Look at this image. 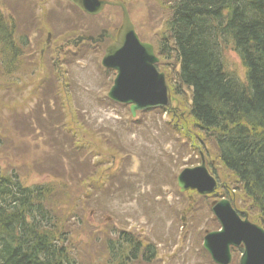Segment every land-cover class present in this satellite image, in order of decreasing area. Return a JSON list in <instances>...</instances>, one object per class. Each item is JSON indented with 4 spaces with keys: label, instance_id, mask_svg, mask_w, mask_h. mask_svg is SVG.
I'll list each match as a JSON object with an SVG mask.
<instances>
[{
    "label": "rangeland",
    "instance_id": "374dc122",
    "mask_svg": "<svg viewBox=\"0 0 264 264\" xmlns=\"http://www.w3.org/2000/svg\"><path fill=\"white\" fill-rule=\"evenodd\" d=\"M122 1L139 37L157 50L165 31L166 0ZM0 10L18 24L15 39H21L23 29L32 30L27 34L32 54L40 51L47 32L52 31L53 43L44 57L34 54L28 65L15 61L8 70L0 63L1 173H16L28 187H51L48 205H55L58 222L86 210L81 226H72L73 242L86 244L78 257L82 264L104 262L105 242L121 230L155 244L151 264H212L201 247L204 232L218 229L210 212L211 198L180 192L176 180L202 158L222 186L231 185L216 159L215 143L196 135L187 116L185 128L175 130L179 122L165 111L136 112L132 117L127 105L111 102L107 91L115 73L100 64L107 36L101 44L73 40L96 38L103 29L113 31L121 21L119 9L107 7L89 16L65 0H0ZM17 48L15 60L24 57L26 49L20 53L18 44ZM222 53L227 70L243 81L244 68L231 45ZM56 57L60 63L51 74ZM158 57V69L166 78L178 69L173 54ZM32 99L42 112L36 118L29 114ZM176 106L185 113L182 105ZM49 123L56 128L51 137L45 131ZM237 204L248 212L241 199ZM139 260L142 263L133 264H147ZM232 261L237 264V254Z\"/></svg>",
    "mask_w": 264,
    "mask_h": 264
},
{
    "label": "trees",
    "instance_id": "16d2710c",
    "mask_svg": "<svg viewBox=\"0 0 264 264\" xmlns=\"http://www.w3.org/2000/svg\"><path fill=\"white\" fill-rule=\"evenodd\" d=\"M162 6L165 31L156 52L164 59L173 54L178 64L166 78L171 93L193 119L196 135L215 143L223 176L232 180L223 195L237 209L241 199L249 218L264 228V0H166ZM0 24V63L11 70L30 51L22 52L27 44L16 42L13 22L1 11ZM17 44L24 57L15 60ZM228 45L244 68L243 81L225 66L222 51ZM36 99L32 118L42 115ZM185 115L176 118L182 127L175 130L185 128ZM51 125L45 130L50 137L56 129ZM189 140L195 142L194 136ZM51 190L25 186L16 173L0 171V264H82L78 257L86 244L73 242L72 226H81L86 210L58 222L55 205H48ZM114 234L105 242L106 260L89 264L142 263L139 258L152 263L155 244L122 230Z\"/></svg>",
    "mask_w": 264,
    "mask_h": 264
},
{
    "label": "water",
    "instance_id": "95a60500",
    "mask_svg": "<svg viewBox=\"0 0 264 264\" xmlns=\"http://www.w3.org/2000/svg\"><path fill=\"white\" fill-rule=\"evenodd\" d=\"M90 15L98 14L105 4L121 8V24L115 41L104 52L101 64L116 71L107 96L114 102L128 104L132 116L136 111L171 107V96L164 74L154 63L158 60L150 44L141 42L122 2L107 0H68ZM180 191L195 190L199 195L211 194L216 189L215 179L207 172L204 162L184 168L177 176ZM211 212L219 229L206 232L202 248L215 264L231 261V247H242L238 264H264V229L241 219L227 199L212 203Z\"/></svg>",
    "mask_w": 264,
    "mask_h": 264
},
{
    "label": "flooded vegetation",
    "instance_id": "af4514ba",
    "mask_svg": "<svg viewBox=\"0 0 264 264\" xmlns=\"http://www.w3.org/2000/svg\"><path fill=\"white\" fill-rule=\"evenodd\" d=\"M106 33V31L104 32V34ZM56 35H58V34H56ZM50 37H51V33L50 32H48L47 33V35H46V39H45V41H44V47H42L41 49H40V53H41V55L43 54V50L45 49V48H48L51 44H52V41L50 40ZM79 38H81V37H79ZM78 38V39H79ZM69 37L67 36V37H65V38H63V40H65L64 42L67 44L68 42H69ZM86 40H88V37H86L85 38ZM93 40L94 41H90L91 43H95V42H97V41H99V42H103V40H104V37L102 38V36L101 35H99V38H98V36H97V38H93ZM73 47L75 48L76 47V43L73 45ZM67 50V52L68 53H74L75 52V50H68V49H66ZM52 62L56 65V66H58L57 64H58V62H59V59L56 57L55 59H53L52 60Z\"/></svg>",
    "mask_w": 264,
    "mask_h": 264
}]
</instances>
